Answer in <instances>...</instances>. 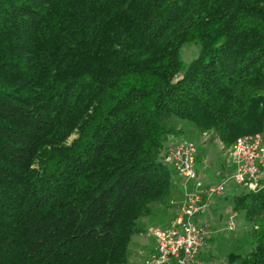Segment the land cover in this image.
Wrapping results in <instances>:
<instances>
[{"label":"trees","instance_id":"1","mask_svg":"<svg viewBox=\"0 0 264 264\" xmlns=\"http://www.w3.org/2000/svg\"><path fill=\"white\" fill-rule=\"evenodd\" d=\"M177 119L264 138V0H0V264H129ZM231 206L264 264V186Z\"/></svg>","mask_w":264,"mask_h":264},{"label":"built area","instance_id":"2","mask_svg":"<svg viewBox=\"0 0 264 264\" xmlns=\"http://www.w3.org/2000/svg\"><path fill=\"white\" fill-rule=\"evenodd\" d=\"M197 147L194 142L167 137L161 160L182 177L180 194L170 199L173 218L169 225L149 226L145 234L152 238V247L137 252L136 264H204L199 254L211 229L206 214L214 197L228 187L241 186L256 191L264 186V138L258 133L237 136L226 150L228 173L218 174L217 180L203 182L196 169ZM235 227L234 216L225 220V230Z\"/></svg>","mask_w":264,"mask_h":264},{"label":"rangeland","instance_id":"3","mask_svg":"<svg viewBox=\"0 0 264 264\" xmlns=\"http://www.w3.org/2000/svg\"><path fill=\"white\" fill-rule=\"evenodd\" d=\"M198 53V46L196 44H189L181 50V60L184 64L190 62ZM173 124L179 129L175 134L177 138H184L195 143L197 147L196 154V169L200 166L206 165L209 170H215L213 163L224 165L226 163V150L230 146H224L218 139H216L212 131L200 132L192 122L177 119ZM200 162V163H199ZM182 177L173 172L172 175V196L170 199H177L180 194V183ZM248 191L241 186H232L224 192V194L214 197L213 207L211 206V220L207 216L206 220L210 223V235L208 239L207 250L202 252L201 258L204 264H228L227 256L230 252H244L250 248L251 239L250 232L253 223L245 219L241 213L232 209V197L241 192ZM161 210L158 212V208ZM154 210L157 212L152 217H149L144 223V230L149 226L164 227L173 218L172 208L169 205L156 206ZM168 210V211H167ZM229 214L234 216L235 227L232 231L225 230V220ZM146 231V230H145ZM150 239L145 232L142 234L135 233L131 237V243H134L130 250L129 264H136L138 249H141ZM149 243V242H148ZM143 244V245H142ZM143 246V247H142Z\"/></svg>","mask_w":264,"mask_h":264},{"label":"crops","instance_id":"4","mask_svg":"<svg viewBox=\"0 0 264 264\" xmlns=\"http://www.w3.org/2000/svg\"><path fill=\"white\" fill-rule=\"evenodd\" d=\"M217 139V138H216ZM197 163V162H196ZM200 163V162H199ZM213 167L215 168V170H209L207 167H206V165H201L200 166V169L198 170L197 169V174H198V177L203 181V182H206V183H208V182H213V181H216L217 180V175L218 174H220V175H223V174H226V173H228L229 172V170H230V167H228V165L225 163L224 165H222V163L220 164V165H218V164H216V163H213ZM214 202L215 201H213L212 203L214 204ZM213 204H211V206L213 207ZM210 206V207H211ZM158 212L161 210V207H159L158 209ZM211 208L209 209V211L206 213V214H204L203 216H202V218L203 219H206L207 218V216L209 217V221L211 220ZM168 211V210H167ZM155 213H157L155 210H154V213H153V215L155 214ZM153 215H151L150 217H152ZM149 218V217H148ZM148 218H145L144 220H143V222L144 223H146L147 222V220H148ZM208 219V218H207ZM171 222V221H170ZM170 222H168L167 223V225H169L170 224ZM166 225V226H167ZM211 233H209V235H208V237L206 238V240H205V243H204V245H203V247H202V249L200 250V254H199V257H200V259L201 258H203L202 257V252L203 251H205V250H207V244H208V239H210L211 238V235H210ZM148 241H146V243L144 244V246L145 247H143V248H145V249H149V248H151L153 245H152V241L150 240V239H147ZM149 242V243H148ZM133 245H135L134 243H131V247H133ZM143 245V244H142ZM131 247H130V250H131ZM202 260V259H201ZM203 261V260H202ZM203 263H204V261H203Z\"/></svg>","mask_w":264,"mask_h":264}]
</instances>
